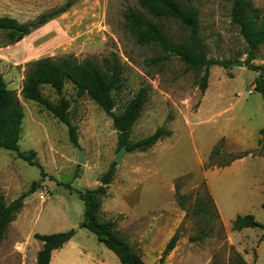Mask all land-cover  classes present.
<instances>
[{"label": "rangeland", "instance_id": "1", "mask_svg": "<svg viewBox=\"0 0 264 264\" xmlns=\"http://www.w3.org/2000/svg\"><path fill=\"white\" fill-rule=\"evenodd\" d=\"M232 1L194 0L206 56L230 62L227 69L211 67L203 94L197 85L202 72L188 71L178 57L154 45L137 43L123 17L129 9L158 23L174 45L185 43L189 34L176 20L154 19L137 0H75L55 22L9 46L0 33V73L24 110L19 147L34 152L45 173L42 178L38 168L16 153L0 150V196L7 203L34 182L41 186L25 199L8 228L0 246V264H34L35 233L70 230L90 251L106 250L111 263L120 264L92 233L80 228L85 207L76 193L99 187L113 164L115 173L101 198L100 219L113 221L118 234L135 247L145 264H229L236 254L242 256L239 246L255 256L259 247L264 263V231L255 229L253 239L244 238L232 226L238 216L248 214L264 224V156L259 147L264 98L254 89L255 79L264 76V45L248 61L246 44L231 22ZM253 3L264 15V0ZM44 58L75 63L90 60L102 70L116 66L121 79L112 93L114 114L123 113L141 88L148 91L130 142L136 143L160 127L173 135L144 152L127 151L116 162L120 148L112 118L87 94L78 95L71 83L65 85L62 96L42 87L50 103L68 101L67 117L77 129L78 146H74L65 124L43 106L22 97L27 72ZM237 61L243 66H235ZM216 147L219 153L214 152ZM80 152L85 164L78 162ZM244 153L247 156L231 162ZM206 191L214 199L220 219L214 221L210 235L191 242L190 236L207 228L187 216V210ZM183 197L187 199L185 210L179 205ZM150 225H157V230H149ZM175 233L180 239L161 263ZM256 235H263L262 240Z\"/></svg>", "mask_w": 264, "mask_h": 264}, {"label": "trees", "instance_id": "2", "mask_svg": "<svg viewBox=\"0 0 264 264\" xmlns=\"http://www.w3.org/2000/svg\"><path fill=\"white\" fill-rule=\"evenodd\" d=\"M75 0H68L63 6L55 8L40 15L34 21L19 23L17 20L0 18V33H4L5 46L21 42L34 30L43 27L50 21L68 12ZM140 8L148 12L154 19L161 21L173 19L184 26L189 34L185 43L174 45L163 33L161 26L144 14L127 10L123 17L131 27L136 41L141 45H154L169 56L178 57L187 67L188 71L203 73L197 85L201 93H205L210 78V69L220 66L227 69L230 62L209 59L204 51L200 38V13L194 6V0H137ZM231 22L235 25L247 47L248 61L255 59L259 48L264 45V15L254 6L253 0H233ZM251 70L256 67L249 66ZM121 71L114 66L102 70L90 60L75 63L69 59L55 61L44 58L32 64L27 72L22 89V97L43 106L56 119L65 124L69 130V139L74 146H78L77 129L67 117L68 101L62 99L58 104L50 103L42 93V87H50L57 95L62 96L65 85L71 83L78 95L87 94L96 104L112 118L113 126L118 134L119 148L125 147L128 152H144L165 138H170L173 133L164 127L158 128L152 135L136 142H130V133L133 125L140 118L147 102L148 91L141 88L130 101L124 112L120 115L113 113V91L120 87ZM255 91L264 98V76L260 74L255 79ZM24 110L20 104L17 93L10 90L0 73V150L16 153L17 157L31 167L41 171L45 177L42 166L35 160L34 152L20 150L19 141L22 131ZM259 147L264 156V127L260 130ZM219 148L214 149L219 153ZM247 156L246 153L232 157L234 162ZM115 173L114 164L101 177L100 186L96 189L77 191L79 199L84 203V220L80 228L92 233L96 239L110 250L119 260L120 264H145L135 247L118 234L113 221H101V198L106 196L108 186L112 183ZM40 184L34 182L30 189L16 200L7 203L0 196V246L6 237L10 225L15 221L17 214L23 209L24 201L35 193ZM71 190L70 185H66ZM180 194L177 192V197ZM187 216L194 217L198 224L203 223L207 228L195 236H190L191 242H197L210 235L214 221L220 219L218 209L212 196L206 191L199 195L194 204L187 210ZM235 231L245 228L260 229L264 231V224L259 223L253 215L238 216L232 224ZM74 230L51 235L34 234V239L42 243V249L37 254V264H49L53 251L61 249L74 236ZM180 234L175 233L166 245L160 262L174 250ZM229 264H249L245 259L236 254Z\"/></svg>", "mask_w": 264, "mask_h": 264}, {"label": "crops", "instance_id": "3", "mask_svg": "<svg viewBox=\"0 0 264 264\" xmlns=\"http://www.w3.org/2000/svg\"><path fill=\"white\" fill-rule=\"evenodd\" d=\"M67 1L68 0H0V18L8 17L17 20L19 23H28L34 21L36 18H38L44 13H47L55 8L63 6ZM59 17H57L56 19H58ZM56 19L50 21L49 23L55 22ZM39 29L40 28L36 30ZM32 33L26 36L25 38L30 37ZM186 200L187 199L183 197L179 202L180 207H182L184 210L186 209ZM157 227V225H150L148 229L157 230ZM254 231L255 229L245 228L240 230L239 233H241V236L244 238L252 237L253 239V237H255ZM262 236H257V238L259 237V240H262ZM36 241L38 243L36 244L35 255L33 259L34 264H37V254L43 246L40 241ZM239 247L241 248L239 249V252L242 253V256L246 262H248L249 264H264L260 256L259 247H257L255 250L256 256L253 255V253L249 254L246 248L242 246ZM111 257L112 256H110V254L106 250H99L97 252L90 251L87 247L84 246V244L79 242L76 239V235H74L72 239L67 242L61 249L52 252L49 264H113L111 263Z\"/></svg>", "mask_w": 264, "mask_h": 264}, {"label": "water", "instance_id": "4", "mask_svg": "<svg viewBox=\"0 0 264 264\" xmlns=\"http://www.w3.org/2000/svg\"><path fill=\"white\" fill-rule=\"evenodd\" d=\"M235 66L237 67H242L243 66V62L242 61H237L236 63H234ZM127 152L126 148L125 147H122L120 148L116 158H115V161L116 162H121L122 159H123V154ZM78 162L79 164H85V159L83 157V154L80 152L79 154V159H78Z\"/></svg>", "mask_w": 264, "mask_h": 264}]
</instances>
